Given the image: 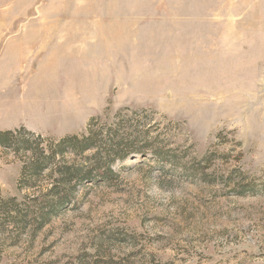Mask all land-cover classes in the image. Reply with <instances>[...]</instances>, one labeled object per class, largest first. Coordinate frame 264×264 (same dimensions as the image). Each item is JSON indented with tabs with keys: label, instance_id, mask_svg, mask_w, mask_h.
Masks as SVG:
<instances>
[{
	"label": "rangeland",
	"instance_id": "rangeland-1",
	"mask_svg": "<svg viewBox=\"0 0 264 264\" xmlns=\"http://www.w3.org/2000/svg\"><path fill=\"white\" fill-rule=\"evenodd\" d=\"M121 113L151 151L0 234V264H264V0H0V200L42 196L57 173L19 187L36 149Z\"/></svg>",
	"mask_w": 264,
	"mask_h": 264
},
{
	"label": "trees",
	"instance_id": "trees-1",
	"mask_svg": "<svg viewBox=\"0 0 264 264\" xmlns=\"http://www.w3.org/2000/svg\"><path fill=\"white\" fill-rule=\"evenodd\" d=\"M122 116L121 113L119 117ZM97 121L98 119H94L92 125ZM127 122V119L122 117L117 124L118 128H106L107 139L101 136V131L90 128L87 134L63 137L57 145L50 148L48 154H45V149H36L35 156L29 158L22 168L19 187H38L37 183L46 171L47 176L57 173L58 177L50 183V188L42 196L29 198L26 202H17L14 197L0 200V234L6 235L15 231L19 232V236L28 232L36 233L48 224L53 216L74 202V188L78 185L86 180H93L95 174L109 179L116 174L114 167L117 160L124 161L133 153L146 155L147 151H151L147 148L149 144L146 132L135 134L137 129L132 130L126 126ZM125 126L128 129L124 128ZM12 135L11 131L1 132L0 144L7 145L11 142L9 139ZM138 142L143 143L141 146H135ZM91 149L95 151L91 157H86L85 153ZM68 150L84 157L88 162L68 164L64 160Z\"/></svg>",
	"mask_w": 264,
	"mask_h": 264
}]
</instances>
